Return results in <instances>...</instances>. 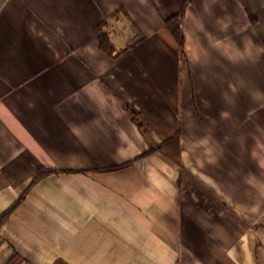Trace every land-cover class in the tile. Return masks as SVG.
Returning <instances> with one entry per match:
<instances>
[{"label": "crops", "instance_id": "obj_1", "mask_svg": "<svg viewBox=\"0 0 264 264\" xmlns=\"http://www.w3.org/2000/svg\"><path fill=\"white\" fill-rule=\"evenodd\" d=\"M23 196L0 264H264V0H0V216Z\"/></svg>", "mask_w": 264, "mask_h": 264}, {"label": "trees", "instance_id": "obj_2", "mask_svg": "<svg viewBox=\"0 0 264 264\" xmlns=\"http://www.w3.org/2000/svg\"><path fill=\"white\" fill-rule=\"evenodd\" d=\"M182 16H183V14L180 13V14L173 16L172 18H170L169 20L166 21V28H167L166 30H168L170 32V34L172 35L174 42L176 43L177 48H178L179 52L181 53V55H183L185 52V42H184L185 36H184V30H183ZM99 41H100L99 46H101V50L104 53H106V55H109L113 58L117 57V55H115V53H114L115 50H114L113 46L111 45L112 44L111 39L107 35V33L104 31V27L101 28ZM178 138L179 137L176 136L174 141H173V143H176V145L178 144V141H179ZM173 143H171V144H173ZM163 148L164 147H160L159 149L162 150ZM53 174H59V171L50 170V171L39 172L36 176H34L31 187L35 186L44 177H47L48 175H53ZM23 199H24V196L17 203L13 204V206L11 208H9L2 216H0V230L8 222L9 216H11L12 213L14 212V210L17 208V206L20 203H22ZM16 264H19V262ZM56 264H64V263L59 262Z\"/></svg>", "mask_w": 264, "mask_h": 264}]
</instances>
